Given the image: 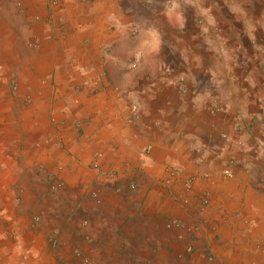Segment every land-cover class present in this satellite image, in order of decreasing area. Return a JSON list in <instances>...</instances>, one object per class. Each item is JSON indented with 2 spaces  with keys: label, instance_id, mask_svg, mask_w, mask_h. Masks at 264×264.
I'll return each instance as SVG.
<instances>
[{
  "label": "crops",
  "instance_id": "obj_1",
  "mask_svg": "<svg viewBox=\"0 0 264 264\" xmlns=\"http://www.w3.org/2000/svg\"><path fill=\"white\" fill-rule=\"evenodd\" d=\"M187 245L264 264V0L2 1L0 264Z\"/></svg>",
  "mask_w": 264,
  "mask_h": 264
},
{
  "label": "built area",
  "instance_id": "obj_2",
  "mask_svg": "<svg viewBox=\"0 0 264 264\" xmlns=\"http://www.w3.org/2000/svg\"><path fill=\"white\" fill-rule=\"evenodd\" d=\"M136 107L133 106L131 108V112L133 114L136 113ZM217 110V109H216ZM99 156L98 154H96V156H94V158L92 159V162H91V166L92 168L99 174L103 173L104 171H102L101 169V165L99 163ZM175 172V170H171L170 173L173 174ZM222 175L226 178H231L232 177V171L231 169L227 166L225 167L223 170H222ZM169 180V179H168ZM166 180V182L168 183L169 181ZM183 186L185 188V190L188 192L192 189V179H186L184 182H183ZM134 185H130V188H133ZM201 204L202 205H207L208 204V197L207 196H204L202 199H201ZM182 223L181 222H178V221H171L169 223V226H174V227H182ZM187 231H190L188 228H187ZM185 250L187 253H192L193 252V247L191 245H187L185 247Z\"/></svg>",
  "mask_w": 264,
  "mask_h": 264
},
{
  "label": "rangeland",
  "instance_id": "obj_3",
  "mask_svg": "<svg viewBox=\"0 0 264 264\" xmlns=\"http://www.w3.org/2000/svg\"><path fill=\"white\" fill-rule=\"evenodd\" d=\"M2 1H4V0H0V3ZM13 85H14V82H13ZM187 254H191V253H187L186 250H183L182 253L178 254V256L177 255L172 256L171 254L167 255L168 264H186L185 258L189 257V256H187ZM74 257L79 259L80 261H82L80 254H79V256L74 255Z\"/></svg>",
  "mask_w": 264,
  "mask_h": 264
}]
</instances>
